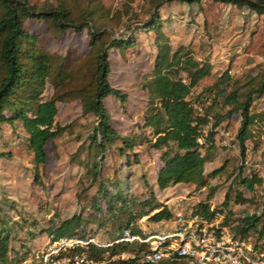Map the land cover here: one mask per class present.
Segmentation results:
<instances>
[{
  "label": "rangeland",
  "instance_id": "obj_1",
  "mask_svg": "<svg viewBox=\"0 0 264 264\" xmlns=\"http://www.w3.org/2000/svg\"><path fill=\"white\" fill-rule=\"evenodd\" d=\"M28 1L31 5H39L56 0ZM100 1L110 10V16L115 13L117 18L104 20L114 30L112 38L125 34L126 23L131 22L137 28V20L149 17L151 6L148 0ZM64 2L71 5L73 11L86 6V0ZM159 17L163 36L161 45L167 44L171 50L184 46L195 60L211 65L209 76L192 89L189 97L195 104V110L203 115L211 106V111L223 116L228 108L221 105L222 98L213 104L214 92L202 93L201 90L224 73L243 81L264 69V13L257 15L246 6L214 0H200L190 5L175 0L163 4ZM26 25L31 32L41 35L49 53L59 58L68 56L65 62H72L74 79L58 89L60 93L80 88L88 81L86 72L94 67V59L90 54L86 31L77 34L68 30L57 37L43 21L31 20ZM134 36L137 43L134 48L124 54L115 50L108 52L109 84L125 94L126 99L124 102L113 97L104 100L113 129L135 140L132 153L126 151L129 161L115 151V147L120 146L118 140L103 154L95 151L89 138L95 119L91 115H82L78 100L57 104L56 124L65 127V131L47 143V159L44 165L38 167V171L32 164V155L25 145L21 126L18 123L13 127L0 124V153L4 155L0 158V239H6L7 244L5 260H0V264H18L20 258L32 250H40L53 238L50 231L66 221L79 219L77 231L98 229L105 239L125 228V224L132 220L131 215L136 221L153 214L154 211L142 206L141 202L149 198V188H152L160 166V152L150 147L152 135L143 126L151 103L147 91L142 87V80L152 70L157 44L152 31H136ZM181 78H185L183 74ZM224 78L221 77L222 80ZM53 94V85L48 84L42 98H49ZM197 108H201V111ZM251 112L261 115V118L249 127L250 136L245 142L246 165L241 166L244 160L240 157L237 143L232 144L229 139L228 148L220 147V138L213 131L218 146L209 154L204 174H211L223 164L226 166L218 176L209 177L205 188L194 189L180 197L175 204L178 207L175 214H187L203 201L211 202L212 206L220 208L216 212L222 213V202L228 194L229 200L223 206L227 212L224 224L235 222V233L239 227L246 226L245 214L258 208L261 197L238 186V182H232L235 172L241 168L245 176H254L264 184V94L255 97ZM206 117H211V114ZM212 124L211 118L203 127H208L211 132ZM239 124L240 117L233 115L224 118L218 129L229 131L232 138ZM201 152L203 154L204 149ZM241 190L249 202L236 205L235 194ZM151 224L147 218L138 225L139 230L150 231ZM261 226L262 221H259L255 227ZM238 235L244 237V234ZM245 237L257 246L261 244L263 234L255 231L247 233ZM119 262L122 261H109V264Z\"/></svg>",
  "mask_w": 264,
  "mask_h": 264
},
{
  "label": "trees",
  "instance_id": "obj_2",
  "mask_svg": "<svg viewBox=\"0 0 264 264\" xmlns=\"http://www.w3.org/2000/svg\"><path fill=\"white\" fill-rule=\"evenodd\" d=\"M172 1L175 0H148L151 6L149 17L145 20H137V28H134L131 22L126 23L125 34L112 38L114 30L104 20H113L115 13L110 16V10L105 8L100 0H86V6L78 11H73L72 6L64 0L45 1L39 5H31L28 0H0V124L13 127L18 123L21 126L25 145L32 155V164L36 171L46 162L47 143L65 131V127L56 124L57 104L70 100H78L82 115H91L95 119L93 132L89 136L95 151L103 154L114 141L118 140L120 146L115 147V151L129 161L126 151L132 153L136 146L135 140L122 136L113 129L104 100L113 97L124 102L126 99L125 94L109 84L108 52L115 50L124 54L134 48L137 44L134 36L136 31H152L157 44L152 70L143 78L142 87L147 91L151 103L144 117L143 126L151 132L150 147L160 152V166L155 174L158 189L189 184L200 190L205 188L209 177L214 178L223 172L226 164L216 168L209 175L204 174L205 162L215 146H218L213 131L205 137L202 136L201 130L208 122L206 115L211 114L212 129L221 126L224 118H231L233 115L240 117L239 128L232 138L230 134V141L232 144L237 143L240 157L242 161L244 160L245 142L250 136L249 127L261 118V115L251 112V106L255 97L264 94V69L256 76H247L243 81L233 79L224 73L223 80L221 79L223 76H220L201 92L213 91V104L222 98L221 105L226 106L228 111L223 116H219L217 112L211 111L212 107L209 106L206 113L199 114L189 97L192 89L209 76L211 65L208 62L201 63L195 60L184 46L171 50L169 45L160 44L163 36L159 10L163 4ZM178 1L189 5L200 2V0ZM214 1L246 6L257 15L264 13V0ZM31 20L43 21L49 31L57 37L68 30L77 34L86 31L94 67L86 72L89 79L80 88L62 93L58 91L74 79L72 62H65L68 56L59 58L45 49L41 35L27 28L26 23ZM107 34L110 35L109 38ZM181 74L184 75V79L181 78ZM48 84L53 85L54 94L43 99L42 93ZM202 137V142H198ZM220 147L225 148V146ZM202 149H204L203 154ZM3 156L0 153V158ZM243 165H246L245 160L241 163L242 167ZM94 172L98 173V171ZM244 173L243 169L238 168L232 184L238 182V186L249 191H253L257 184H262L261 179L245 176ZM228 200L229 196L226 194L222 202L223 206ZM247 202L249 199L244 196L242 190L236 192L234 198L236 205ZM141 205L150 207L152 212L158 209L148 217L153 224L174 218L166 206L156 202L152 188H149L148 200L142 201ZM196 208L205 217L212 216L215 212L208 201L199 202ZM262 215L264 217V204ZM131 218L132 220H129L124 227L135 221L134 216L131 215ZM259 221L258 218L245 217L246 226L239 227L236 233L245 236L247 230L255 227ZM79 226V219L66 221L50 231V235L53 238L70 237L82 232L81 229L77 231ZM121 249L125 248H116L113 252ZM6 251V239L1 238L0 260H5ZM117 264L137 263L122 261ZM158 264L185 263L170 261Z\"/></svg>",
  "mask_w": 264,
  "mask_h": 264
},
{
  "label": "built area",
  "instance_id": "obj_3",
  "mask_svg": "<svg viewBox=\"0 0 264 264\" xmlns=\"http://www.w3.org/2000/svg\"><path fill=\"white\" fill-rule=\"evenodd\" d=\"M197 109L201 111V108ZM211 130L217 133L221 146H230L229 131L218 127ZM201 132L203 137L207 136L208 127H203ZM203 137L198 142L201 143ZM253 193L258 194L261 200L258 208L248 211L245 217L258 218L262 226L251 227L247 233L256 231L263 234V242L258 244L261 247L252 245L249 238L235 233V222L224 224L226 210L205 217L198 208H194L187 214H175L172 220L163 221L161 227L155 226L150 231H141L138 226L147 216L105 239L98 229L70 237L52 238L40 250H32L20 258L18 264H109V261L115 260L137 264L170 261L186 264H264V184L255 187ZM122 247L125 249L113 252Z\"/></svg>",
  "mask_w": 264,
  "mask_h": 264
},
{
  "label": "crops",
  "instance_id": "obj_4",
  "mask_svg": "<svg viewBox=\"0 0 264 264\" xmlns=\"http://www.w3.org/2000/svg\"><path fill=\"white\" fill-rule=\"evenodd\" d=\"M204 173H206L205 170H204ZM194 189L195 187L189 184H177V185L169 186L163 190H160L156 186V178L152 182V190L154 192V197H155L156 202L166 206V208L173 214V216H175V212H177L178 207L177 205H175L177 203V200L180 197H183L184 195L189 194ZM208 204L212 209L215 210V212L219 211L220 208H215L214 206H212L211 202H208ZM221 209H225V208L222 206ZM156 211H158V209L154 210V212ZM151 225H152V228H155V226L161 227V222L156 223L154 225L152 223Z\"/></svg>",
  "mask_w": 264,
  "mask_h": 264
}]
</instances>
